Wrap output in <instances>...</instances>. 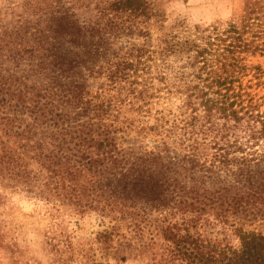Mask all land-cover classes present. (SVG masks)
I'll return each instance as SVG.
<instances>
[{"label": "trees", "instance_id": "trees-1", "mask_svg": "<svg viewBox=\"0 0 264 264\" xmlns=\"http://www.w3.org/2000/svg\"><path fill=\"white\" fill-rule=\"evenodd\" d=\"M17 6L0 19V264H264V0L193 27L154 0ZM150 26L158 44L136 43ZM21 193L93 213L92 239L74 242L77 218L45 229L57 216L19 212Z\"/></svg>", "mask_w": 264, "mask_h": 264}, {"label": "rangeland", "instance_id": "rangeland-1", "mask_svg": "<svg viewBox=\"0 0 264 264\" xmlns=\"http://www.w3.org/2000/svg\"><path fill=\"white\" fill-rule=\"evenodd\" d=\"M19 0H0V19L2 23H14L20 14V8L17 6ZM156 2H161L162 5L166 8L167 12L172 17H181L184 18L189 27L193 26H203L213 22H219L222 20H227L233 16L234 9L237 4V0H154ZM79 18L81 20H91L95 17L96 11L93 9V6L83 8L78 10ZM161 36V32L156 29L154 26H150V34L147 37H135L134 41L136 43H145L146 45L156 46L158 44V38ZM250 63H258L264 68V55L249 57ZM260 93L264 94V89L260 90ZM24 193H21L20 196L15 198L14 205L18 207L19 212L29 213L30 215H35L36 217H43L46 213H53L57 216L56 221L54 220L51 225L49 220H43L40 222L45 229L54 230L55 233L59 234L61 228L63 227V219H72L77 218L71 211L62 203L58 201H52L53 204L45 206L44 203L34 202L33 199H26L23 196ZM22 196V197H21ZM20 197V198H19ZM17 213L15 212L14 216ZM20 223H25L24 219L17 216ZM78 219V218H77ZM69 227H72L74 234V242L77 243H86L92 239V233L98 228L97 223L93 213L87 214L84 218H79L75 225L74 221ZM37 227H40L38 225ZM24 229H28L26 238H33L31 227L27 224ZM22 237V236H21ZM23 238V237H22ZM25 238V240H26ZM28 242V243H27ZM18 241L16 245H19L22 252H26L27 255H32V248L34 249L33 240ZM37 253H35L36 255ZM149 254L142 255L141 258L147 260ZM36 258L46 264V257L42 255H36ZM0 260L3 263H6V258L4 257L3 251L0 248ZM69 264H89L85 257L78 255L76 258H72ZM145 262L140 261V258L131 256L126 259L119 258V264H144Z\"/></svg>", "mask_w": 264, "mask_h": 264}]
</instances>
